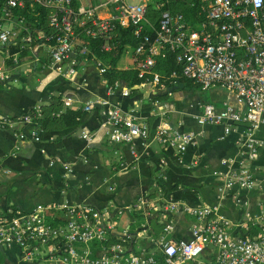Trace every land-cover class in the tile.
I'll return each instance as SVG.
<instances>
[{
  "label": "built area",
  "instance_id": "2783aa9c",
  "mask_svg": "<svg viewBox=\"0 0 264 264\" xmlns=\"http://www.w3.org/2000/svg\"><path fill=\"white\" fill-rule=\"evenodd\" d=\"M25 3L44 7L56 33L24 26V17L13 15V10ZM0 11L4 17L0 44H6L10 35L20 37L19 46L27 48L40 39L48 45L51 65L59 72L73 71L68 63L72 51L99 72L108 68L80 42L78 27L100 39V49L107 51L116 43L115 26H131L139 36L130 45L138 75L144 78L138 84L168 90L186 78L202 90L226 88L235 100L204 102L195 115V128L162 122L155 131L161 151L180 153L196 143L203 125H222L220 138L231 139L235 153L221 159L224 169L212 170L216 205L151 199L146 193L130 204L101 208L82 201L39 202L30 209L0 211V246H16L25 264H264V0H3ZM14 16L22 35L3 28L5 18ZM169 55L177 66L167 72L155 70L157 60ZM9 79L17 80L0 67V83ZM103 112V135L111 143L133 142L149 133L132 106L106 104ZM15 120L0 118V127L12 126ZM17 120L32 122V117L26 112ZM237 123L243 124L242 131L236 129ZM31 135L37 137V130ZM79 135L87 142L96 137L84 128ZM159 162L167 163L165 155ZM158 177L165 179L163 170ZM227 196L241 208L240 217L220 213L221 200ZM123 210L156 214L163 220L164 233L155 238L146 223L117 232L115 214ZM176 212L192 217L189 238L168 236L170 216ZM113 236L117 240H110Z\"/></svg>",
  "mask_w": 264,
  "mask_h": 264
},
{
  "label": "crops",
  "instance_id": "0c3cea01",
  "mask_svg": "<svg viewBox=\"0 0 264 264\" xmlns=\"http://www.w3.org/2000/svg\"><path fill=\"white\" fill-rule=\"evenodd\" d=\"M3 28L23 34L15 16L5 18ZM19 41L20 37L10 35L6 44H0V67L17 78L0 83V118L16 119L12 126L0 127V211L30 209L39 202L82 201L98 208L110 203L123 206L142 193L151 199L217 204L212 170L224 169L221 159L235 153L232 140L220 138L222 125H203L196 143L180 153L171 149L161 151L155 131L162 122L171 126L180 123L183 129L195 128V115L204 102L235 103L228 89L218 85L207 89L205 100L196 89L170 86L163 90L136 84L131 90L126 81L117 79L109 90L103 72L76 51L70 53L68 62L73 71L63 73L52 67L47 44L37 39L27 48L19 46ZM66 65L63 70L67 71ZM116 65L135 67L129 45L122 49ZM58 96L68 106L84 110L79 123L57 131H43L33 122L17 120ZM88 103L91 106L83 108ZM106 104L136 108L149 128L148 135L133 142H109L103 135ZM235 127L238 131L244 128L242 123ZM83 128L95 133L94 141L87 142L79 135ZM34 129L37 137L31 135ZM163 155L167 158L165 165L159 162ZM161 170L165 175L162 181L158 177ZM219 211L232 218L241 216V208L228 196L222 198ZM155 216L141 210H123L115 214V230L146 223L152 235L160 237L164 233L163 220ZM170 218L168 236L189 238L192 217L176 212ZM0 260L25 264L16 246H0Z\"/></svg>",
  "mask_w": 264,
  "mask_h": 264
},
{
  "label": "trees",
  "instance_id": "16d2710c",
  "mask_svg": "<svg viewBox=\"0 0 264 264\" xmlns=\"http://www.w3.org/2000/svg\"><path fill=\"white\" fill-rule=\"evenodd\" d=\"M3 0H0V2ZM0 11V18L1 16ZM13 15L24 17V26L29 29L42 28L46 33L55 34V28L49 25L47 20L46 9L42 6L29 7L23 5L13 10ZM23 33L24 30L20 29ZM116 43L107 51L100 49L101 40L87 36L82 28L78 27V38L80 42L86 43L91 50L95 51L107 64L108 68L103 72L107 83L112 85L115 80L121 79L126 81L131 90H134V85L138 84L144 78L138 75L136 67L120 68L116 65L117 59L122 49L127 45H133L139 40V36L135 35L131 26H115ZM23 49V48H22ZM24 51V50H23ZM177 65L172 55L166 58L158 59L154 69L160 72H167L175 68ZM185 85L193 87L196 85L191 80L181 78ZM82 108H74L68 106L64 100L58 96L53 101L40 104L36 108H32L29 112L32 117V122L36 128L43 131H57L63 128H68L79 123L80 117L83 113ZM156 224V223H155ZM159 225V224H158ZM110 240H117L114 236ZM0 264H6L4 260H0Z\"/></svg>",
  "mask_w": 264,
  "mask_h": 264
},
{
  "label": "rangeland",
  "instance_id": "374dc122",
  "mask_svg": "<svg viewBox=\"0 0 264 264\" xmlns=\"http://www.w3.org/2000/svg\"><path fill=\"white\" fill-rule=\"evenodd\" d=\"M135 1V0H134ZM124 56L125 57H127V54L125 53L124 54ZM187 86V85H186ZM188 88H190V89H196L198 92H199V95H201V96H204L203 98H205V100H206V96H208V92H207V90H202L199 86H197V85H194L193 87H188ZM201 92H202V94H201ZM204 100V101H205Z\"/></svg>",
  "mask_w": 264,
  "mask_h": 264
},
{
  "label": "water",
  "instance_id": "95a60500",
  "mask_svg": "<svg viewBox=\"0 0 264 264\" xmlns=\"http://www.w3.org/2000/svg\"><path fill=\"white\" fill-rule=\"evenodd\" d=\"M177 87L186 88V89L188 88V86H186L182 81H179V82H177V83H175V84L172 85V88H177ZM172 88H170V90Z\"/></svg>",
  "mask_w": 264,
  "mask_h": 264
}]
</instances>
